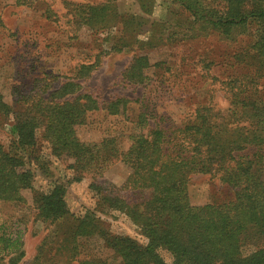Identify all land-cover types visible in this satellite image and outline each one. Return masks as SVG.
Here are the masks:
<instances>
[{
    "label": "trees",
    "instance_id": "trees-1",
    "mask_svg": "<svg viewBox=\"0 0 264 264\" xmlns=\"http://www.w3.org/2000/svg\"><path fill=\"white\" fill-rule=\"evenodd\" d=\"M35 1L16 0V4L30 6ZM137 1L148 15L156 0ZM169 1L178 11L173 10L167 20L149 22L144 41L138 31L148 18L121 14L108 0L75 3L72 18L78 27L102 35L108 45L105 53L138 49L141 44L184 41L193 37L198 25L210 27L232 42L238 41L239 33L250 36V45L231 55L232 73L223 82L229 98L225 115L202 105L183 123L154 122L151 126L154 110L139 99L99 100L82 90L78 80L91 74L98 59L81 64L73 79L56 84L46 95L42 88L51 85L50 80L42 91L25 93L13 104L0 93V116L9 122L13 137L8 149L0 144V203L25 201L22 191L33 187L34 171L29 162L40 136L51 154L71 160L68 167L75 174L70 182L79 181L85 173L102 175L114 162L123 163L129 171L120 187L124 194L100 184L91 187L109 209L124 213L139 225L146 239L139 243L113 233L91 210L69 212L64 199L66 184L57 183L48 192L35 193L37 215L48 222L50 233L31 264H59L62 260L104 264L86 254L90 241L109 248L119 260L115 264H264V244L246 255L241 250L246 234L264 237V97L256 87L264 78V0ZM161 30L165 36L154 35ZM148 67L146 55H134L123 80L147 85L150 78L144 69ZM51 79L57 81L56 76ZM130 108L138 114L131 119L126 150L115 137L99 142L79 138L77 126L85 122L89 112L106 111L126 118ZM250 148L252 157L242 153ZM192 174L217 176L233 189L232 199L192 204L188 193ZM23 255L20 232L0 224V264H18Z\"/></svg>",
    "mask_w": 264,
    "mask_h": 264
},
{
    "label": "rangeland",
    "instance_id": "rangeland-1",
    "mask_svg": "<svg viewBox=\"0 0 264 264\" xmlns=\"http://www.w3.org/2000/svg\"><path fill=\"white\" fill-rule=\"evenodd\" d=\"M104 1L107 0H36L30 6H19L16 0H0L3 23L0 27V93L7 103L13 104L25 93L40 92L43 84L50 80L51 85L42 88L46 95L56 84L73 79L81 64L98 59L91 74L78 80L82 90L99 100L117 97L132 101L139 99L154 110L151 126L154 122L162 125L183 123L193 109L202 105L212 106L220 116L226 114L229 98L223 82L232 73L231 55L237 49L250 45V36L239 33L238 41L232 42L218 36L210 27L198 25L193 37L184 41L152 46L141 44L138 49L125 48L121 52L105 53L108 45L102 41V35L85 26L78 27L72 18L75 3ZM108 1L113 2L121 14L148 18L138 31L142 41L148 38L147 28L151 22L167 20L173 10L178 11L169 0H156L148 15L142 12L137 0ZM165 34L161 30L154 35ZM134 55H146L148 58L149 67L144 71L150 80L145 86L123 80V72ZM48 74L50 78L45 77ZM52 76H56L57 81H52ZM256 87L264 97V78L259 79ZM135 108L127 111L128 119L106 111L89 112L85 122L77 126L79 138L84 142H99L103 138L115 137L121 149L126 150L131 119L138 114ZM8 124L0 116V144L6 149L13 138ZM252 152L253 148H250L242 153L252 157ZM31 157L29 167L34 171L33 187L22 191L25 201L0 203V224L21 234L24 255L18 264H31L42 241L50 233L48 222L37 215L35 193L48 192L57 183L66 184L64 199L69 212L81 214L91 210L113 233L129 236L139 243L146 242L139 225L124 213L109 209L91 187V184H100L108 191L124 194L120 187L129 171L123 163L114 162L102 175L85 173L79 181L70 182L75 174L68 167L71 160L51 154L48 144L40 136ZM188 193L194 205L221 203L233 197V189L211 174L190 175ZM262 244L264 237L257 238L248 233L242 240V253L249 254ZM85 252L104 261V264L119 262L100 242H87ZM163 254L167 261L171 260L169 254ZM59 264L78 263L62 260Z\"/></svg>",
    "mask_w": 264,
    "mask_h": 264
}]
</instances>
